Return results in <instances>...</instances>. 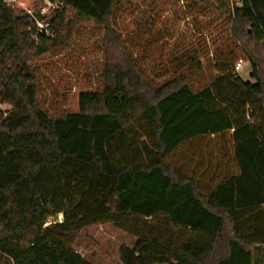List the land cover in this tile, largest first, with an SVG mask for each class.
<instances>
[{"label": "trees", "instance_id": "trees-1", "mask_svg": "<svg viewBox=\"0 0 264 264\" xmlns=\"http://www.w3.org/2000/svg\"><path fill=\"white\" fill-rule=\"evenodd\" d=\"M49 1L62 7L39 15L46 33L27 12L41 0H0V264H94L71 243L131 215L162 216L208 241L144 232L120 246L122 264H263L264 219L247 234L240 221L264 208V127L251 121L255 105L264 115V0L210 5L251 66L253 81L225 75L237 97L222 79L197 91L182 74L155 87L112 25L121 0ZM86 23L105 28L102 89L53 117L33 61Z\"/></svg>", "mask_w": 264, "mask_h": 264}, {"label": "rangeland", "instance_id": "rangeland-1", "mask_svg": "<svg viewBox=\"0 0 264 264\" xmlns=\"http://www.w3.org/2000/svg\"><path fill=\"white\" fill-rule=\"evenodd\" d=\"M216 2L121 0L112 25L155 87L182 74L188 77L191 86L197 91L222 79L223 83L220 84H225V91L237 97V90L230 88L225 75L232 72L238 59L243 58L244 67L236 73L244 81H253L250 77L251 66L229 36L227 17L210 7ZM55 9L50 6L49 0H41L37 12L45 16L47 21ZM40 22L45 25L44 21ZM63 35L66 36L65 33ZM104 35L105 28L101 26L81 24L68 42L50 49L33 61L38 100L51 116L77 112L80 93L102 89L100 75L105 58ZM192 56L197 57L198 66L188 65V59ZM0 108L4 110L8 106L0 104ZM252 111L255 113L251 121L255 119L258 127H264V115L260 107L255 105ZM259 219H264V208L241 219V232L247 234ZM63 220L64 215L58 214L50 218L47 225ZM163 230L179 244L208 241L206 235L193 234L162 216L145 219L131 215L125 220L124 226L103 221L87 227L71 245L94 264H122L119 254L121 245L133 244L144 232L159 238Z\"/></svg>", "mask_w": 264, "mask_h": 264}, {"label": "built area", "instance_id": "built-area-1", "mask_svg": "<svg viewBox=\"0 0 264 264\" xmlns=\"http://www.w3.org/2000/svg\"><path fill=\"white\" fill-rule=\"evenodd\" d=\"M7 2L8 5L10 6H14L17 3V0H5ZM233 1V0H231ZM236 6H240L242 4V0H236ZM232 3V2H231ZM50 6H53V8H58V7H62L61 3H53L49 1ZM233 5V4H232ZM27 12L29 15H31L34 18H37L38 20H36V27L39 30H46V33H48V24H43L42 22H40L41 20H39V15H41L40 13L37 12V10H29L27 9ZM244 60L243 58H240L236 61V63L234 64V71L235 72H240L243 67H244Z\"/></svg>", "mask_w": 264, "mask_h": 264}]
</instances>
